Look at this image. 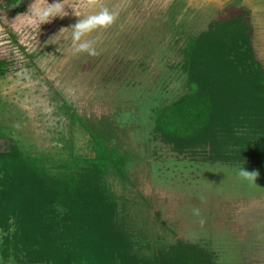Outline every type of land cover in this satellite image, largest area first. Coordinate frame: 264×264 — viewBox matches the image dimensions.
Masks as SVG:
<instances>
[{
	"label": "rangeland",
	"instance_id": "obj_1",
	"mask_svg": "<svg viewBox=\"0 0 264 264\" xmlns=\"http://www.w3.org/2000/svg\"><path fill=\"white\" fill-rule=\"evenodd\" d=\"M172 1L101 0L117 10L119 18L109 30L90 37L97 52L101 47L106 51L95 58L74 55L70 40L55 44L69 35L65 31L57 36L62 30H70L81 19L72 7L84 13L96 11L88 0H66L68 15L41 30L23 17L16 26L10 25L29 14L35 0L14 6L0 0V57L8 53L9 32L36 56L31 69L0 81V154L17 146L26 155L49 156L50 161L92 159L95 145L90 131L98 129L106 134L110 148L120 147L128 158L124 178L111 174L106 181L131 215L134 238L167 248L154 255L157 264H168L170 249L174 245L179 249L180 243L208 254L211 264H264V171L244 166L256 180L243 181L236 175L238 162L213 161L208 147L197 154L183 153V144L156 131L159 111L184 95L193 79L178 75L173 65L177 56L171 51L162 14ZM178 1V19L188 15L204 32L227 17L229 8L242 9L254 28L253 48L264 66V0ZM208 63H199L200 68L190 69V74L195 72L199 83L205 74L212 77L213 86H227L222 96L227 108L219 115L223 120L218 126L232 129L245 115L250 88L216 79V69ZM85 86L90 90L84 91ZM64 100L88 123L89 131L73 125ZM236 113L241 116L236 118ZM233 129L243 135L249 132ZM2 235L0 231V244ZM0 264L14 260L0 254Z\"/></svg>",
	"mask_w": 264,
	"mask_h": 264
},
{
	"label": "trees",
	"instance_id": "obj_2",
	"mask_svg": "<svg viewBox=\"0 0 264 264\" xmlns=\"http://www.w3.org/2000/svg\"><path fill=\"white\" fill-rule=\"evenodd\" d=\"M3 1L8 6L17 5L16 0ZM179 2L172 1L162 14L171 51L178 58L173 60L174 68L178 75L193 79L184 95L159 111L156 131L183 144V153L197 154L208 147L213 161L238 162L264 171V66L253 48L254 28L247 14L229 8L227 17L204 32L188 15L178 19ZM6 41L8 53L0 57V81L31 69L36 60L12 32ZM99 51L103 55L106 52L102 47ZM205 61L216 69V79L234 80L235 85L244 83L247 90L250 88L245 115L241 118V113L235 114L240 124L233 122L232 129V125L218 126L227 108L222 99L227 86L214 87L212 77L205 74L199 76V83L195 72L190 74V69L200 68L199 63ZM86 88L84 91L90 90ZM63 106L74 126L90 130L66 100ZM235 127L249 132L243 135ZM90 133L95 145L92 159L50 161L49 156L26 155L17 146L0 154L2 258L12 259L14 264H157L154 255L167 248L139 236L134 238L131 215L106 181L111 174L124 178L126 154L120 153V147L110 148L106 134L98 129ZM170 252L168 264H211L208 254L204 256L193 245L180 243L179 249L174 245Z\"/></svg>",
	"mask_w": 264,
	"mask_h": 264
},
{
	"label": "clouds",
	"instance_id": "obj_3",
	"mask_svg": "<svg viewBox=\"0 0 264 264\" xmlns=\"http://www.w3.org/2000/svg\"><path fill=\"white\" fill-rule=\"evenodd\" d=\"M17 4L20 0H16ZM89 5L96 9L91 13H84L77 7H72L76 17L77 23L72 28L62 30L57 36H61L65 31L69 33L68 36L62 40H58L57 43L63 41L65 44L68 40L71 41V51L74 55H87L95 57L98 55L95 42L90 38L94 33L100 31H107L116 25L119 12L114 9L105 7L101 0H88ZM66 0L64 2L49 3L48 0H35L32 4L29 14L19 16L13 23V27L16 26L21 17L25 18L34 28L41 30V26L44 24L51 23L57 17L63 18L68 15L66 9ZM9 24L8 20L4 18ZM55 36V37H57ZM63 53L62 47L58 49ZM236 175L243 181L256 180V174L245 171L244 165L236 169ZM256 184V183H255Z\"/></svg>",
	"mask_w": 264,
	"mask_h": 264
}]
</instances>
